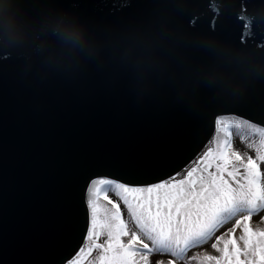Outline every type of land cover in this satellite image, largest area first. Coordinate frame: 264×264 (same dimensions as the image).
Masks as SVG:
<instances>
[{"label":"water","instance_id":"obj_1","mask_svg":"<svg viewBox=\"0 0 264 264\" xmlns=\"http://www.w3.org/2000/svg\"><path fill=\"white\" fill-rule=\"evenodd\" d=\"M221 116L264 125V0H0V264H63L90 178L165 179Z\"/></svg>","mask_w":264,"mask_h":264},{"label":"snow or ice","instance_id":"obj_2","mask_svg":"<svg viewBox=\"0 0 264 264\" xmlns=\"http://www.w3.org/2000/svg\"><path fill=\"white\" fill-rule=\"evenodd\" d=\"M216 124L215 145L165 179L90 178L85 243L63 264H264V229L251 226L264 225V125ZM233 135L259 154L234 150Z\"/></svg>","mask_w":264,"mask_h":264},{"label":"clouds","instance_id":"obj_3","mask_svg":"<svg viewBox=\"0 0 264 264\" xmlns=\"http://www.w3.org/2000/svg\"><path fill=\"white\" fill-rule=\"evenodd\" d=\"M64 43L71 45L73 48H82L84 43V34L77 27L69 26L62 30L57 29L54 32Z\"/></svg>","mask_w":264,"mask_h":264},{"label":"bare ground","instance_id":"obj_4","mask_svg":"<svg viewBox=\"0 0 264 264\" xmlns=\"http://www.w3.org/2000/svg\"><path fill=\"white\" fill-rule=\"evenodd\" d=\"M216 131H217V129H216ZM221 138V134H217V135H215L214 134V136H212V138H211V142H212V144H208L207 146H209V147H211V146H214L215 145V142H216V140L217 139H220ZM257 140H258V138H257ZM247 142H242L239 138H237V137H235V135H233V138H232V146H233V149L234 150H238L239 151V149L240 148H246V149H248L250 152H251V154L253 155V156H256L257 154H258V152H256L255 150H253V149H249V148H247ZM257 147L258 148H261V147H264V146H261V145H259L258 143H257ZM206 149V148H205ZM204 149V150H205ZM203 150V151H204ZM203 151L199 154V155H201L202 153H203ZM261 166H262V168L264 169V163H262L261 164ZM261 168V169H262ZM110 195H111V193H109ZM114 198V197H113ZM115 199V198H114ZM104 206H106V204L104 203L102 206H100L101 207V209L104 207ZM123 206V205H122ZM124 207V206H123ZM123 207H121V208H123ZM254 218V217H253ZM104 237H101V239H103ZM96 255V253L95 252H93V254H92V256L94 257ZM92 259V257H89V260H91ZM85 264H87V262H85Z\"/></svg>","mask_w":264,"mask_h":264},{"label":"rangeland","instance_id":"obj_5","mask_svg":"<svg viewBox=\"0 0 264 264\" xmlns=\"http://www.w3.org/2000/svg\"><path fill=\"white\" fill-rule=\"evenodd\" d=\"M221 117H225V119L230 123L231 122V120H243V119H241V118H237V117H235V116H221ZM220 118V117H219ZM215 135H217V134H221L220 132H219V127L217 126V131H215V133H214ZM214 134H213V136H214ZM239 151H240V153H241V155H245V154H247V155H252L251 154V152L248 150V149H246V148H240L239 149ZM259 154V153H258ZM257 154V155H258ZM254 158H255V156H253ZM261 168H262V166H261ZM262 171H264V169L262 168ZM110 195V194H109ZM106 204V202L105 201H103V200H101L100 202H99V205L100 206H102L103 204ZM121 207H123L122 205H121ZM123 209V208H122ZM255 220H256V218L254 217L253 218V221H252V224H251V226L253 227V229L255 230L256 228H261V229H264V225H257L256 223H255ZM237 231V234H239L240 233V229H237L236 230ZM104 239V238H103ZM103 239H101V241H99V242H102L103 241ZM126 239V238H125ZM209 254H211V255H217V253L215 252V251H212V250H209ZM243 258V257H242Z\"/></svg>","mask_w":264,"mask_h":264}]
</instances>
